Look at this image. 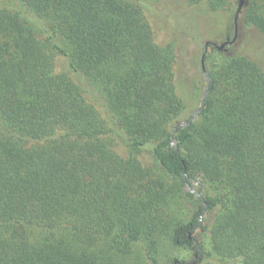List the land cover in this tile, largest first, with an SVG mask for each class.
I'll list each match as a JSON object with an SVG mask.
<instances>
[{"label":"trees","instance_id":"16d2710c","mask_svg":"<svg viewBox=\"0 0 264 264\" xmlns=\"http://www.w3.org/2000/svg\"><path fill=\"white\" fill-rule=\"evenodd\" d=\"M257 11L246 22L264 34ZM152 15L151 0H0V264H114L104 246L123 260L142 242L161 264L152 207L177 193L194 209L176 246L197 259L207 231L218 264H264V67L210 43L192 120Z\"/></svg>","mask_w":264,"mask_h":264},{"label":"rangeland","instance_id":"374dc122","mask_svg":"<svg viewBox=\"0 0 264 264\" xmlns=\"http://www.w3.org/2000/svg\"><path fill=\"white\" fill-rule=\"evenodd\" d=\"M240 1L230 0L229 9L212 13L206 5L192 7L187 0H151L153 5L151 23L157 34L158 42L162 45H173L176 49L178 61L174 70L175 83L188 114L200 109L202 102H198V99L202 98L207 87L201 59L208 42L220 47L229 41L223 49L226 54L246 56L264 67V34L254 25L246 22V6L249 0L245 1L237 26L235 25V16ZM255 2L258 15L264 18V0H255ZM7 4L17 5L16 2ZM37 22L41 32L48 28L47 21L38 20ZM1 40L0 37V45ZM208 52H211V48ZM208 67L210 66L206 63V69ZM94 90L100 96L102 95L100 89ZM198 93L201 95L198 96ZM147 160L154 169L156 178L164 174L150 156ZM152 208V213L156 217L157 257L161 264H218L211 255L210 232H198L197 238L204 248L203 255L197 259L194 252L176 246L172 240L173 229L179 224L186 223L191 216L194 205L190 200L179 193L162 194L157 197ZM30 233L35 242L47 236L46 232L36 228L31 229ZM103 250L106 259L114 264H144L143 242L136 245L133 254L123 260L115 255L108 244L103 247Z\"/></svg>","mask_w":264,"mask_h":264},{"label":"water","instance_id":"95a60500","mask_svg":"<svg viewBox=\"0 0 264 264\" xmlns=\"http://www.w3.org/2000/svg\"><path fill=\"white\" fill-rule=\"evenodd\" d=\"M245 1H246V0H241L240 3H239V7H238V10H237V13H236V16H235V25H236V26H237V22H238L239 15H240V13H241V11H242V8H243V6H244V4H245ZM227 44H229V41L225 42L223 45H221L220 47H218V49H219V50H223L224 47H225ZM208 50H209V43L206 44L205 53L202 55V59H201L202 70H203V73H204V76H205V79H206V82H207V87H206V89H205V91H204V93H203V95H202V104H201L200 109H198V110H196V111H194V112L192 113V117H193L192 120H194L195 118H197L198 115H199V113L203 110V108H204L205 98H206V96H207V94H208V89H209V86H210V84H211V82H210V78H209V74H208V71H207V69H206V63H205V55H206V53L208 52ZM189 124H190V123H181V124H179V125H177V126L175 127L174 131L177 130L178 128L186 127V126H188Z\"/></svg>","mask_w":264,"mask_h":264},{"label":"flooded vegetation","instance_id":"af4514ba","mask_svg":"<svg viewBox=\"0 0 264 264\" xmlns=\"http://www.w3.org/2000/svg\"><path fill=\"white\" fill-rule=\"evenodd\" d=\"M209 43V42H208ZM209 48H210V43H209ZM218 48V47H217ZM225 48V47H224Z\"/></svg>","mask_w":264,"mask_h":264}]
</instances>
